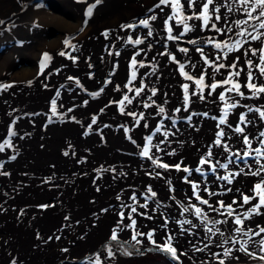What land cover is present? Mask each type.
<instances>
[{
	"label": "bare ground",
	"instance_id": "obj_1",
	"mask_svg": "<svg viewBox=\"0 0 264 264\" xmlns=\"http://www.w3.org/2000/svg\"><path fill=\"white\" fill-rule=\"evenodd\" d=\"M32 1L34 0H0V20L4 21L0 24V30L15 29L17 33L21 30L23 38L29 36L28 45L22 52L39 62L37 77L31 73L29 78L21 80L23 83L15 84L7 81V71L13 66L12 58L19 53L16 49L6 50L5 55L0 58V85H10L6 89L0 88V144L8 140L12 145H6L0 151V165H3L0 167V264H53L51 261L102 250L113 230L129 246L126 249L129 253L136 244L132 240L135 232L145 234L137 236L143 247L157 245V248H163L168 237H173L172 246L177 249V256L183 261H188V257L195 254L199 260H210L209 254L221 253L222 259L232 263L242 255L235 246H241L245 241H249L245 246L264 255L259 245L264 234L251 236V233H236L234 229L241 226L235 225L234 217H229L226 210L218 204L221 200L225 205L232 204L234 199L242 202L241 193L253 194L254 185L264 178V173L253 176L249 174L250 169L240 162L230 164L228 169H217L212 174L210 164H199L201 157L207 158L209 147L213 151L212 164L217 160L228 163L232 153L240 152L242 155L249 150L243 144L242 134L234 132L239 123V113L247 111L245 107L229 111L231 129L227 125L217 126L220 117L224 115L225 103L233 102L227 97L240 99L231 93H226L225 101L219 99V93L231 85L222 84L211 96L208 95L211 89L207 85L226 79L230 69H221L212 79V69L204 63L201 54L195 51L196 47L202 46L209 60H214L217 54L222 53L206 41L215 39L222 42L228 39V35H220L215 30L203 28L202 20L189 21L190 25H194L193 30L181 38L197 40L199 43L198 46L192 44L188 52L184 53L180 51L184 47L167 39L168 25L164 21L172 15V9L164 5L154 8L159 0H102L93 9L91 17L86 15V11L95 0H58L61 3L60 12L54 14L48 11L54 9L53 6L48 7V10L45 7L49 6L50 0H43L44 7L38 8H35V2ZM181 2L184 3V0ZM251 2L254 3V0ZM228 3L233 9L227 16V22L233 27V33L229 35L233 42L246 39L234 33L243 27H248L251 31V26L256 21H249L247 26L241 25L238 28L235 21L247 19L243 12L246 5L240 0H228ZM68 11L79 16L75 25L65 18ZM190 11L185 3L184 14H190ZM226 11L227 8L221 9L222 19L216 21L217 27L224 26ZM152 15H156L157 19L151 20ZM254 15H258V11ZM140 19L149 20V27H143L142 33L138 30L132 36L133 28L121 27L139 22ZM39 22L53 23L60 30L68 27L79 30L84 28L80 34H77L78 31L72 32V36H69L72 42L69 45L77 44V50L74 51L77 54L72 57L84 61L85 67L79 65L76 59H71L68 54L59 55L61 41L56 44V41L47 43L43 38L34 40L35 26ZM169 25L173 28L172 35L183 31L182 26L175 23V19L169 21ZM149 28L153 32L151 37L147 36ZM105 30H110L107 37L103 35ZM129 36L132 40L140 38L144 43L134 45L128 42ZM14 43L18 45L19 42ZM251 46L259 48L261 44L251 41ZM117 52L119 55H116ZM137 52L140 54L136 55ZM44 53H48L51 59L45 60V67L41 72ZM133 56L137 61L135 66L132 64ZM172 56L176 57L175 61L171 59ZM236 56L241 57L238 68H244L245 71L234 79H238L243 85L247 71L243 49L230 53L227 60L220 62L230 64ZM251 58L254 62H259L258 56ZM141 62L143 67L140 66ZM180 64H185L184 72L194 77L193 80L187 79L180 72ZM191 64L196 67L192 68ZM206 69L209 75L203 82L201 93V86L196 85L195 80ZM133 72L136 74L135 80L132 79ZM68 77L74 79L69 80ZM100 77L110 81L103 87L104 92L101 95L93 97L90 95L93 92L86 95L79 91L81 86L92 89ZM76 80H79V85ZM129 81L131 84L128 88H132V91L125 87ZM256 82L262 83L264 78ZM185 84L189 86L187 111H184ZM117 85L120 86L119 90ZM142 85L143 91L140 96H136L135 89ZM153 89L156 90L155 96L152 95ZM58 90L59 97L56 96ZM241 91L245 92L246 97H250L249 90L242 87ZM125 94L135 99L132 104L125 102L124 112H121L118 102ZM200 94L205 97L204 100L199 99ZM54 99L56 115L52 112ZM84 101L88 103L85 105ZM144 103L152 106L145 108ZM240 103L254 108L264 106V94L240 99ZM161 106L165 108L164 114H158ZM177 108L181 111L176 112ZM128 112H135L137 117L127 115ZM205 112L208 113L207 116L202 115ZM140 113H144V119L136 124ZM193 113L197 115H193L192 120L188 121L187 117ZM169 116L176 121L174 125L168 119ZM248 116L254 123L246 127L244 134L249 136L253 149L264 147L254 139L264 131V120L258 113H249ZM93 117H96L97 122L89 130L88 125L92 123ZM64 118L69 119L65 124L61 120ZM57 122H63V125L52 127L51 124ZM158 125L161 132L153 136L149 144L146 138ZM221 128L226 133L222 143H227L230 151H224L214 144L216 134ZM10 129L15 133L14 136L9 135ZM164 132H168L169 136L160 144L162 150L158 151L155 145L164 139ZM146 145L149 147L151 159L141 155ZM13 156L15 159L11 158ZM153 160L157 162L153 163ZM248 162L252 165L251 171H255L257 165L251 159ZM160 164L169 165L166 174L159 168ZM176 164L181 165V170L174 167ZM185 167H202L203 173L193 171L189 175L183 171ZM240 169L244 171L240 172ZM229 173L240 174L234 175L231 184L217 178ZM186 176L188 180H185ZM192 183L199 185V195L202 199H207L211 207L196 200ZM149 187L156 193L151 199H148L151 195L148 192ZM205 187L208 192L203 190ZM228 188L232 191L228 192ZM209 192L216 195H209ZM133 195L136 197L135 202L132 200ZM145 203L147 207H141ZM255 203L256 200H253L252 204ZM192 205L200 207L209 219L227 221L231 244L226 249L231 251L230 255H223L226 249L213 248L207 250L203 256L197 250L201 245L210 243V234L201 225L202 221L195 218V208ZM133 206L137 207V211L129 217ZM187 206L192 207L193 212L185 213L184 208ZM248 207L250 205L240 208L239 203L233 204V208L242 218ZM213 208L217 211H213ZM121 212L124 213L123 218L120 216ZM133 219L136 221L135 228L125 227ZM184 221H191L192 224ZM258 224L264 226V217L255 216L246 220L242 227L245 230L249 227L256 230ZM149 232H153L155 244L147 238L146 234ZM143 253L135 260L141 259L143 264L156 263L154 254ZM100 258V264H134L114 255H103Z\"/></svg>",
	"mask_w": 264,
	"mask_h": 264
},
{
	"label": "snow or ice",
	"instance_id": "obj_2",
	"mask_svg": "<svg viewBox=\"0 0 264 264\" xmlns=\"http://www.w3.org/2000/svg\"><path fill=\"white\" fill-rule=\"evenodd\" d=\"M240 2L244 5H246L243 8V12L245 13V15L247 16V19H243V20H237L235 21L236 26L239 28L241 25H245L247 26L249 24V21H256V24L252 25V30L249 31L248 27H243L240 28L239 32L234 33L236 36L238 37H246V39H237L234 42L232 41V37L231 33H233V27L231 24H229L227 22V16L229 13H231L233 11L232 7L229 5L228 0H184V3L181 2V0H159L158 4L154 5V8H160L161 5L164 6H169L172 9V15H169L168 18L164 21L165 25H168V40H180L181 37L184 36L185 33H189L193 30L194 25H190L189 21H196V20H202L203 23V28L205 29H209V30H215L218 34L220 35H228V39L222 41V42H217L215 39H208L206 41L207 44L209 45H213L215 49L220 50V53L222 54H217L215 56L214 60H209L208 55H205L204 53V49L202 46H198L195 48V51L199 52L201 54L202 59L204 60V63L206 65H208L209 68L212 69V74H211V78L214 79L215 74L219 73L221 69H230V71L228 72V76L226 79H223L222 81L219 82H214L211 83L209 85H207V87H209L211 89V91L208 93L209 96L212 95L213 92L216 91V89L218 87H221V85H231V87H227L224 88L220 93H219V99L221 101H225L226 100V93H231L234 94L235 97H239L240 99H244V98H255V97H259L261 96V94H264V82L262 83H257L256 81L258 79L264 78V31H259L261 29H264V0H254V3L251 2V0H240ZM102 3V0H95L94 3L90 4L87 8L86 11V15L88 17H91L93 15V9H95L98 5H100ZM185 3L187 4V9L191 10L190 14L185 15ZM222 8H227V11L224 13V26L223 27H217V23L216 21H221L222 16H221V9ZM196 9H199V11H196ZM149 11H153V9H149ZM161 11H163V8H161ZM258 11V15H254V13H257ZM151 20H156L157 17L156 15H152L150 17ZM175 19V23L177 25H181L183 28V31L180 32L178 35H172V31L173 28L171 25H169V21H172ZM211 22V23H210ZM4 21L0 20V24H3ZM85 23H87V21H85ZM140 25H143L144 27H149V20L148 19H142L139 21ZM122 28H136L137 25L136 24H128V25H122ZM110 30H105V32L103 33V35L105 37H107L109 35ZM255 33V34H253ZM153 35V32L151 30V28H149V31L147 33L148 37H151ZM251 41H257L260 42L261 47L259 48H254L251 46ZM128 42L134 44V45H140L142 43H144V40L137 38L135 40H132V37L129 36L128 37ZM65 44V46H69L70 42L68 40H65L63 42ZM188 43L193 44V45H197L199 43V41L197 40H189ZM248 45V47H244V45ZM73 48H75L74 45H72ZM241 49H243V56L245 57V65L247 68L246 71V82L241 85V83L239 82L238 79H234V78H238L241 76V73L245 71L244 68H238V64L239 61L241 59L240 56H236L233 61L230 64H225V63H221V60H227L228 56L230 53H233L234 51H240ZM143 51V50H141ZM181 52L187 53L188 49L187 48H181L180 49ZM140 53L137 52L136 55H139ZM59 55H67V53L61 51L59 53ZM116 55H119V53L117 52ZM161 55H163V53H161ZM258 56V60L259 62L256 63L253 61V59L251 57H257ZM71 59H73L75 61L76 57H70ZM51 59V57L49 56L48 53H44L43 54V59L41 60V72L43 71V68L45 67V60H49ZM171 59L173 61L176 60L175 56H172ZM137 63L135 56H133L132 58V64L135 66ZM177 63H179L177 61ZM141 67H143V63L141 62L140 64ZM192 68H195L196 65L195 64H191L190 65ZM180 72L186 76L187 79L189 80H193L194 77L189 76L186 72H184V68H185V64H180ZM255 69V71H253ZM59 71V70H57ZM208 72L207 69L200 75L199 79L195 80L196 85L201 86V93L203 91V82L205 81L206 76H208ZM69 80H73V77H68ZM132 79L135 80L136 79V74L135 72H133L132 75ZM77 85H79V80L75 81ZM31 83V82H29ZM110 83V81H106L105 84ZM131 84V81L128 82V84L125 85L126 88H128V85ZM10 87V85H0V88H8ZM63 87V85L61 86ZM82 87V86H81ZM143 85L140 88H136L135 89V93L136 96H140L141 92L143 91ZM185 89V94H184V102H185V108L184 111H187V104L189 102V96H188V85L185 84L184 86ZM246 88L247 90H249L250 92V97H246L245 96V92L241 91V88ZM117 90H119L120 86L117 85L116 86ZM129 91H132V88H128ZM104 92V88L102 87L98 92L95 93H91L90 95L93 97H98L99 95H101V93ZM152 95L155 96L156 95V90L153 89L152 90ZM193 95H196V93H193ZM56 96L59 97L60 96V92L59 90L56 93ZM133 99H135V97L133 98H129V96L127 94L124 95L123 99H121L118 103L120 104V111L124 112V106H125V102H127V104H132ZM199 99L200 100H204L205 97L200 94L199 95ZM227 99L233 100V102L231 103H225L224 105V115L220 117L219 119V124L217 125L218 127L220 125H227L228 128H232V125L229 123L228 121V114L229 111L236 109L237 107H245L247 109L246 112H240L239 113V123L235 126L234 128V132L238 133V134H242V141L243 144L245 146H247V148L249 150H246L243 152V154L241 155L240 152H236V153H232V155L228 158V163H220L219 160L216 161L215 164H212L211 162V158L213 157V151L211 149V147H209L208 153H207V158L201 157L199 160V164L201 166L206 165V164H210L211 168H210V173L214 174L216 173L217 169H228L230 164L233 163H240L243 162L249 169H250V173L253 176H261L262 173H264V147H257L255 149H253L251 147L252 145V141L249 139V136L245 133V129L248 125L253 124L254 121L252 119H249L248 114L249 113H258L259 117L264 120V106L261 107H251V106H247V105H242L240 103V99H233L232 96H228ZM149 100H151V97H149ZM88 103V101H84V104L86 105ZM152 104H155V101H152ZM52 112L53 115H56V100L54 99L52 101ZM152 105L149 103H144L143 107L148 108L151 107ZM69 112L71 111V109L68 110ZM176 112H180L181 109L177 108L175 109ZM101 112H103V109H101ZM165 113V108L164 107H159V113L158 114H164ZM127 115L133 116V117H137V114L135 112H128L126 113ZM193 115H197L196 113H193L192 115H189L187 117L188 121L192 120V116ZM202 115L207 116L208 113L205 112ZM49 119L51 120L52 117H49ZM74 119V117H73ZM144 119V113H140L139 117L136 119V124L140 123V120ZM168 119L172 120L171 116L168 117ZM213 119H215V117H213ZM96 117L92 118V123L88 125L89 130L92 128L93 124H96ZM162 123V122H161ZM176 123L175 120H172V124L174 125ZM243 125V126H241ZM145 127H148L147 124L144 125ZM125 131L127 132L128 129H125ZM161 132V127L158 125L155 128V131L147 136V140L149 142V144H151V141L153 139V136L157 135L158 133ZM88 133L86 132L85 135H87ZM9 135L10 136H14L15 133L13 131H11V129L9 130ZM164 139L160 140V142L158 144L155 145V148L160 151L162 149H160V144H163L165 142V140L167 139V137L169 136L168 132H164ZM174 135V134H173ZM226 136V133L224 131L223 128L220 129L219 132H217L216 134V139L214 141V144L218 147H221L224 151H230L229 145L227 143H222V138ZM254 139L258 140V143L262 146H264V131H261L259 133V137H254ZM11 147V142L6 140L4 142V144H0V151H3L5 146ZM253 153L255 155H253ZM65 155H68L67 152H65ZM141 155L145 156V157H149V147L148 145H146L144 147L143 152L141 153ZM233 157H235V159H233ZM12 159H15V157H11ZM149 159H151V157H149ZM248 159H251L256 165V169L255 171H251L252 169V165L249 164ZM156 160H153V163H156ZM162 168H169L168 164H160L159 165ZM0 167H3V165H0ZM174 167L177 170H181V165L180 164H176L174 165ZM183 171L186 173H189V175L195 171L196 173H203V168L202 167H196L195 169H190L188 167L183 168ZM243 169H240V172H243ZM6 174V173H5ZM240 173H229L226 176H219L217 177L219 180H224L227 181L228 184H231L233 181V177L234 175H239ZM157 175H159V173H157ZM185 180H188V177H185ZM190 182V181H189ZM192 188L194 190V195L196 200L200 201L202 204L204 205H209V201L207 199H202V197L199 195V185L196 183H192ZM205 192H208V188L205 187L203 189ZM228 192H231L232 189L228 188L227 189ZM237 191H239L237 189ZM148 192L151 194L150 197H148V199H151L152 197L156 196V193L154 191H152L151 187L148 188ZM252 193L251 195L248 194H243L241 193L242 196V202H238L235 199L232 201V204H228L225 205L224 201H218L219 207L223 208L226 210L227 215L229 217H234L233 223L235 225H240L241 227H236L234 229V231L236 233H244L245 235H248L249 233H251V236H261V234H264V226H260L259 224L256 227V230H253L251 227L247 228V230H245L244 227H242L245 223L246 220H251L253 217L255 216H261L264 217V211H262V209H264V178H262L260 180L259 183H256L252 189ZM209 195H216V193H211L209 192ZM132 200L135 202L136 201V197L135 195H133ZM256 200L255 204H252V201ZM239 203V207L240 208H244L245 205H250V207H248L246 209V211L243 214V218L241 217L240 214H238L236 212V210L233 208V204H238ZM141 207H147V203H145L144 205H141ZM192 207L195 208V215L197 217L200 216H204V218L206 219V214L202 213V209L200 207H196L195 205H192ZM209 207H211V205H209ZM213 211H217V209L213 208ZM137 211V207L133 206L131 207V212L129 213V217H131L132 213H136ZM190 211L189 207H185L184 208V212L187 213ZM221 215H223V213H221ZM120 216L123 218L124 213L121 212ZM184 223L187 224H192L191 221H184ZM215 223H227V221H215ZM135 224L136 221L133 219L131 220V224L126 225L125 227L128 228H135ZM193 227H195V225H192ZM208 232H212L211 228L207 229ZM214 234V233H213ZM138 235H145L143 233H135L132 236V240L135 241L136 244L141 243V241L139 239H137ZM147 238L153 243L155 244V240H153V232H149L146 234ZM251 236L249 237V240H251ZM172 239L173 237L169 236L167 243L165 245H163V250L170 253L172 257L179 259V257L177 256V249L175 247L172 246ZM111 240L112 241H118V235H117V231L113 230L112 235H111ZM225 243H227V241H225ZM249 243V241H245L244 244L241 245L240 250L244 251L246 253H248V248L245 246ZM259 245H260V251L264 252V238H261L259 240ZM197 250H201V249H197ZM65 251H67L65 249ZM130 254V253H128ZM249 255L255 257V253H248ZM109 256L114 255V253H112L111 250H109L108 252ZM214 255H219L214 254ZM224 256H228L230 255V250H225L223 253ZM259 260L264 261V255H260L258 257ZM13 264H15V262H13ZM96 264H100L99 260H97ZM219 264H224L223 260H220Z\"/></svg>",
	"mask_w": 264,
	"mask_h": 264
},
{
	"label": "rangeland",
	"instance_id": "obj_3",
	"mask_svg": "<svg viewBox=\"0 0 264 264\" xmlns=\"http://www.w3.org/2000/svg\"><path fill=\"white\" fill-rule=\"evenodd\" d=\"M32 2L33 3L35 2V4H33V5H36L35 8H38V6L44 7L43 6V2H44L43 0H34ZM60 4L61 3L58 0H50L49 6H45V7H47L46 10H48L49 9L48 7L53 6L54 9H49L48 11L50 12V14L52 12H53L52 14H54V13L60 12V10H59V8H61ZM68 12H69V14L66 17L65 16L64 17L66 19H68L69 21H71V23L73 25H75L76 22L79 21V16H77V15L75 16V14H73V12H71V11H68ZM147 14H148V12L146 13L145 17H147ZM140 20H142V19H140ZM38 24L35 26L36 28H35L34 40H37L39 38H43V39H45V42H47V43H51L53 41H56V42H54L56 44L58 41H61V43H62L61 51L68 52L67 54L69 55V57H72V55L77 54L76 52H74L75 50H77L76 49L77 44H75V45L71 44V45L75 46V48H73V47H70L71 45L65 46V44L63 42L65 40H68L70 42L71 39H69V36L70 37L72 36V32L78 31L77 34H80L84 30V28H81L79 30V28L73 29L72 27H68L67 29H61L60 30L58 28V26H56L53 23L52 24L51 23H41L40 24V22H39ZM134 24H136L137 27L134 28V30L131 32L132 36H134L135 32L138 30H140L139 32L142 33L143 32L142 28L144 27L143 25H140L139 22H135ZM201 33H203V32H201ZM28 39L30 40L29 36H27V37L25 36L24 38H23V36H21V30L19 33H17L15 31V29L0 30V58L3 57V55H5L6 50L14 51L13 49H16V51L19 53L17 56L12 58L11 61H12L13 66L11 69H9L7 71L8 75H9V78H7V81H9V82H13L15 84H21L24 82L21 80L24 78H29L31 76V73L34 74L35 77H37L38 69H39L38 60L34 61L30 57V55L26 54V52H25L26 55H24L22 52V51H24V47L28 45ZM20 40H21V42H20ZM15 41L19 42L18 45H16L14 43ZM188 41H189V39H185V38H181L180 40H173V42H175V44H178L184 48L189 49L192 44L188 43ZM71 49H72V51H71ZM79 59L76 58L77 63L79 65L85 67V64H84L85 62L79 61ZM92 62L93 61H91V63ZM102 77L97 78V85L93 86L94 89L93 88L88 89V88H84V87H81V88L77 87V88H80L79 91L81 90V92L86 94V95L90 92L95 93L106 85L105 84L106 80H105V78H102ZM61 91H62V89H61ZM55 120H57L56 117H55ZM61 120L63 122L65 121L64 124L69 121V119H67V118H64ZM63 122H57V124L53 123L51 125H52V127L60 126V125H63L62 124ZM159 168L161 169L162 167H159ZM164 169L165 168H162L161 170L164 171L163 174L164 173L166 174L169 170L165 169L166 170L165 171ZM198 177L200 178V175H198ZM189 208H190L189 212H193V208L190 206H189ZM195 218H197V220L199 222L202 221L201 225L205 229L206 228L212 229V232L207 231V233L210 234V238H208L210 240V243H208L206 245L205 244L201 245L199 247L202 250V251L199 250L200 252H202L201 253L202 256L207 252V250H210L213 248L223 250V249H226L231 244V233L229 232V230L227 228V224L226 223H215V221H222V220L209 219V217L208 218L206 217L207 219H205L204 216H200V217L195 216ZM225 241H227V243H225ZM105 245H106V247L103 248L104 250L103 249L102 250H100V249L92 250L89 253L81 254V256L78 255L76 257L63 258V259L51 261V262H54L53 264H95V261L101 259L100 257H102L103 255L109 256L108 252H109V250H111L112 253H114V256H116L117 258L124 259V260H127L129 262H133L134 264H143L144 263L143 261H141V259H138V261L135 260L137 258V256L138 255L141 256V254L143 252H144L143 255H147V254L153 255L154 254L153 257L156 260V263H154V264H197L198 262H199V264H219L220 259L224 260L225 264H237V263L238 264H264V261H261L258 259V257L260 255H263L262 253L253 251L251 248L246 246L247 248H249L248 253H255L256 254L255 257H253V256L249 255L248 253L241 251L240 250L241 246L239 244H238V246H235V247L237 250L240 251L239 253L242 255L238 259L234 260L232 263H230V260L227 261L225 259H222V257H220L222 255L221 253H219V255H217V256L209 254L210 260H208L206 258L203 260H199L200 258L199 259L197 258L198 257L197 254H195V255L190 254L193 259L189 256L188 261H185V260L183 261V259H181L179 256H178L179 259L172 257L171 255L168 254V252L164 251L162 247L157 248V245H154V246L148 245L146 247H143V245H141V244H134L132 247V252L130 254H128L129 252L126 251V249H129V246L125 244L124 239L123 238L121 239V237L118 238V241H112L111 236H110V238L107 240ZM209 246H210V248H209ZM219 246H221V247H219ZM204 248H206V249H204ZM211 252H212V250H211ZM221 252H223V251H221ZM84 256H86V257H84ZM73 259L74 260L77 259V260L74 261ZM189 261H192V262H189ZM101 262H104V261H101Z\"/></svg>",
	"mask_w": 264,
	"mask_h": 264
}]
</instances>
